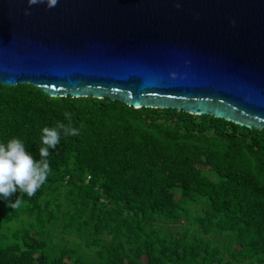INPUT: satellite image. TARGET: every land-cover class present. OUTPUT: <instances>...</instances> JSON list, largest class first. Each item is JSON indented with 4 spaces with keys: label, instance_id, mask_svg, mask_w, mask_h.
Returning <instances> with one entry per match:
<instances>
[{
    "label": "trees",
    "instance_id": "trees-1",
    "mask_svg": "<svg viewBox=\"0 0 264 264\" xmlns=\"http://www.w3.org/2000/svg\"><path fill=\"white\" fill-rule=\"evenodd\" d=\"M65 112L46 183L0 200V264H264V130L0 83V142L40 160Z\"/></svg>",
    "mask_w": 264,
    "mask_h": 264
},
{
    "label": "water",
    "instance_id": "water-1",
    "mask_svg": "<svg viewBox=\"0 0 264 264\" xmlns=\"http://www.w3.org/2000/svg\"><path fill=\"white\" fill-rule=\"evenodd\" d=\"M0 0V83L264 130V0Z\"/></svg>",
    "mask_w": 264,
    "mask_h": 264
},
{
    "label": "clouds",
    "instance_id": "clouds-1",
    "mask_svg": "<svg viewBox=\"0 0 264 264\" xmlns=\"http://www.w3.org/2000/svg\"><path fill=\"white\" fill-rule=\"evenodd\" d=\"M29 8H25V15L30 13V6L45 3L48 8L57 5L58 0H27ZM69 125L58 122L56 127H44L41 134L40 160H36L27 150L25 143L16 137L0 142V200L6 201L11 208H20L23 201L17 198L14 202L9 198L17 191L32 197L46 183L51 168L47 157L50 149H55L60 143L61 133L67 136H79L80 130L71 125V113H64Z\"/></svg>",
    "mask_w": 264,
    "mask_h": 264
}]
</instances>
